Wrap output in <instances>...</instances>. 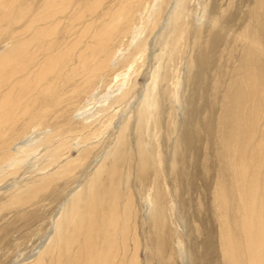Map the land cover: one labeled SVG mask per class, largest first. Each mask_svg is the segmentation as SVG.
<instances>
[{
    "label": "rangeland",
    "instance_id": "rangeland-1",
    "mask_svg": "<svg viewBox=\"0 0 264 264\" xmlns=\"http://www.w3.org/2000/svg\"><path fill=\"white\" fill-rule=\"evenodd\" d=\"M78 1H83L80 6L76 5ZM93 1L71 0L65 13L55 15L58 22L53 32L55 36L50 34L46 36L48 40L44 37L32 44L34 28L50 33L48 23L32 24L45 16L46 0H0V64L6 52L27 44L24 70L12 75L13 78L8 77L7 73L18 60L0 70L6 74V85L0 88V101L21 81L18 79L25 76L22 80L31 83L35 74L46 67L50 55L73 42L82 28L81 23L95 19L96 13H86L84 19L74 17L78 9H88ZM178 1L159 0L155 8L151 9L152 3L148 6L147 14L151 11L152 17L146 19L147 26L140 36L145 39L146 50L129 71L126 66L117 64L95 81V90H86L77 97L70 91L72 81H57L53 89L49 85L53 73L47 74L43 83L35 86L30 98L26 97L23 104H19L20 113L16 108L12 117L9 116V123L0 125V264H35L41 258V264L58 263L54 248L66 213L76 195L87 194L89 183L95 180L106 155L115 152L118 131L125 123V145L120 147L125 158L118 162L117 183L112 191L117 190V213L124 208L121 218H127L126 222L129 221L126 199L132 198V231L138 238L136 264H229L224 256L222 230L226 226L233 228L237 214L231 202L227 206L229 212L224 211L228 219L226 214L219 215L215 193L219 186L227 189L231 184L222 144L232 122L227 115L230 113L228 98L244 69V55L254 31L260 50L256 57V68L260 72L257 79L262 84L258 102L263 109L259 114L262 116L256 118L257 129L251 140L255 145L252 166L254 175L258 176L254 181L256 195L264 201V151H261L262 146L264 148V79L260 80L264 78V3L256 10L262 0H184L183 14L175 24L170 20L178 10ZM109 2L106 0L98 11L107 9ZM258 19L261 22L256 23ZM68 23L71 25H66ZM176 25L181 35L172 53L165 42L170 40ZM128 42L130 39L121 47V61L133 52L134 44L128 47ZM48 44H52L54 50H46ZM113 46L116 48L118 42ZM155 76L158 79L153 91ZM2 77L4 74L0 79H4ZM122 81L131 88L125 99L99 114L98 122L84 129L88 117L85 112L93 108L92 99L110 104L111 97L105 102V95ZM40 89L46 92L41 95ZM117 93L120 91L114 95ZM150 97L155 105L152 106L156 107H151L150 112L155 116L143 119L141 124L138 110L144 99ZM2 113L0 109V115ZM91 130H95L94 134ZM52 134L55 136L45 141ZM246 140L248 142V138ZM59 141L61 158L56 161L51 155ZM139 141L151 154V163L158 158L157 163L145 171H140L137 165ZM257 141L262 142L261 149ZM19 160L17 168H8L11 162ZM67 163L70 167L65 168ZM39 187L41 189H37ZM156 198L162 212L159 223L152 219ZM95 220L98 224L97 216ZM108 223L110 220H104V227H97L93 233L94 259L103 258L104 264H123V258L130 260L133 256L130 240L118 241L115 249ZM58 230L60 233H56ZM123 232L120 228V233ZM64 252L60 264L68 262ZM70 259L71 263H77L74 257Z\"/></svg>",
    "mask_w": 264,
    "mask_h": 264
},
{
    "label": "bare ground",
    "instance_id": "bare-ground-1",
    "mask_svg": "<svg viewBox=\"0 0 264 264\" xmlns=\"http://www.w3.org/2000/svg\"><path fill=\"white\" fill-rule=\"evenodd\" d=\"M105 1L106 0H94L92 2L93 4H91V6L88 7V9L86 10L81 9L82 11L81 10L79 11L78 9V12L74 14V17L76 19L79 17L81 19L82 18L84 19L85 17L84 15L86 13H91V14L96 13L95 19L91 20V22H85V21L82 22L81 23L82 28L78 36L73 40V42H71V44L69 45L67 44L68 46H65L64 49L59 50L55 55H50L49 59L46 60L47 62L46 67L45 68L42 67L43 69L40 70L39 73L35 74L31 83H28L29 81L27 80H22L24 79L25 76L22 79H18L21 81H18L16 86L13 83L14 86L9 90V93L7 94L8 96L4 97L0 101V109L3 110V113L0 115V125L3 124L4 122L9 123L8 122V119L10 120L9 116L12 117V114H14L15 109L16 108L18 109L19 104L26 97L30 98L29 96H31V94L34 93L36 89L35 86H38L44 80V77L47 74L53 73L52 76L53 78L51 80V83H49V85H51V88H53L55 84L56 85L58 84L56 83L57 81H61V80L72 81L73 86L70 87L71 88L70 91L71 93H73V96L77 97L86 90H88V92L92 88H94L95 90L94 87L95 81L97 79L102 78L106 71L110 70L111 68L113 69V67L116 66L117 64L126 66L128 71L131 68H133V65L137 63V61L143 56L146 50L145 39H143L140 36L144 31L145 27L147 26V23L145 22L146 19L147 18L151 19L152 17L151 11L147 14L148 6L152 3L151 9L155 8L156 3L159 0H110L107 9H104V11H102V9L98 11L100 6ZM183 1L184 0L178 1L177 3L178 10H176V12L173 14L172 20H170L175 24L180 20L181 15L183 14L182 11ZM81 3L78 1L76 5L80 6ZM263 3L264 0L257 3L256 10L257 8H260ZM70 4H71V0H46L43 6V10L46 12L45 16L43 18L36 19L35 21L32 22V24L38 21H44L48 23L50 28L49 29L50 33L48 32L46 33L40 28H34V30H32L31 32V38L29 37L30 41L33 42L32 44H35L34 42L36 41H41V39L44 37L46 40H48L46 36L50 34L54 35L56 24H58L55 15L57 13H61V14L65 13ZM76 8L77 7H75V9ZM7 13L10 14V11L9 12L7 11ZM4 14L3 16H6ZM68 20H70V18ZM259 20L260 19H258L256 23L259 22ZM154 22L155 21H153L152 24ZM69 24L70 23L66 25ZM257 25H259V23ZM27 30L29 31L30 27H28ZM254 32H252L253 35H251L252 36L251 41L247 46L248 48L246 49L244 55L245 56L244 69L240 74L239 78H237L238 80L235 82L234 88L231 91L232 94L230 98H228L229 101L228 104L230 103L229 105L230 113L228 111L229 114L227 115L228 117H230L232 122L230 123L231 125L227 127L228 129L226 135H224L222 144L224 146L223 148L224 149L223 156L225 159L224 164L231 172L230 180L228 179L231 182V184L229 185V188H227L228 190L224 189V186H219L220 188L215 193V202L219 215H225L226 214V213L224 214L225 210L229 212L227 206L228 204H231V202L233 204V207H235L233 209L236 210V214H237V218L235 219L236 221L234 223L233 228L231 229L229 226H226V228H223L222 230L224 256L226 260L229 262V264H264V201H261V199L258 198V196L256 195L257 192L254 189L255 176L257 175H254V169L252 166L254 162L253 148L255 147V145L251 144V140L254 139L253 136H255L257 129L256 123L258 121L255 122L256 118L257 116H259V114L262 112L263 109L262 108L263 106L261 105L262 107H260L258 102L259 96L261 95V92H259L261 83L257 79L258 78L257 74L260 72L256 68L257 66L256 57H258L257 55L258 53H260L259 52L260 50H259L258 41L256 39L257 37L256 36L254 37L255 35ZM62 35L65 37L64 33H62ZM180 35H181V29L176 25V27L173 28L172 30V35L170 40H167L165 42L166 47H168L172 53L176 51L178 42L180 41ZM126 39H130V42L126 44L128 45V47L134 44L132 48L133 52L128 54L126 58L121 61L120 60L122 56L121 47ZM116 42H118V46L114 48L113 43ZM26 48H27V44H21L13 51L11 49V51H9L10 53L9 52L5 53L7 55L3 57L1 61L0 70L1 68H6L7 66H11L12 63L15 62L14 60H18V62L16 61V63L13 64L14 67L11 68V71L7 73L8 77L10 76L13 78L16 74L19 73L21 69L22 70L25 69L26 65L24 64L25 61L24 55L26 54V50H27ZM41 48L43 47H40V49ZM50 49L54 50L52 44L47 45L46 50H50ZM2 74H4V77L2 78L5 79L6 74L3 73V71H0V75ZM117 77H119V75L116 76L115 78ZM259 78H261L260 75ZM4 79H0V88L2 86L5 87L4 85H6L5 84L6 79L5 80ZM157 79H158L157 76L153 78V82H152L153 91ZM263 79L264 78L262 77V79L260 80ZM51 88H47L46 90H49ZM130 90L131 88L127 86V82L122 81L118 83L115 90L110 91L109 93H107V95H105V97L107 98L105 102L108 101L109 96L111 97V99L109 100L110 104L105 105L96 99H92L94 100L93 101L94 103L92 102L93 108L86 110L85 113L88 112L87 113L88 117L85 118L86 126L83 128L86 129L92 127L95 121L98 122L99 119L97 116L99 114H103L104 112L109 110L114 104L119 105L128 95ZM116 91H120V93L114 95V92ZM43 92L46 91L43 90ZM43 92L41 90L40 94L42 95ZM12 94H14V97L12 96ZM88 104L91 105V103L89 102ZM152 105H154V102L151 97L150 99H144V102L142 103V105H140V108L138 110V117H139V122L141 124L143 123V119L145 120L146 118H148L149 116L151 117L152 115L155 116L153 111L150 112V108L155 106ZM155 108L156 107H154V109ZM17 109L16 112L20 113L19 109L18 110ZM92 109L95 110L94 113L91 112ZM261 116H259L258 118H260ZM32 117L33 116H31V118ZM88 119H91V121H88ZM126 128H127L126 123L120 127L117 134L118 135L117 140L114 146L115 152L106 155L104 162L99 166V168L97 167L98 171L96 170L97 171L96 178L94 177L95 180L89 183L87 194L84 196H81V194L76 195L77 197L75 196L76 197L75 201L71 204L68 213H66L64 220L65 222L62 227V233L61 235H59L56 241V246L54 248V254L58 262L56 264H60L63 250H65L64 255L68 259L67 264H104V262H106L105 259L104 260L103 258L102 260L94 259L95 242L93 241L94 240L93 233L98 230L97 227L103 226L104 220H108V221L110 220V223H108L109 224L108 226H110L109 233H112L111 239H113V247L115 249L118 247L119 244L118 241L122 240V242H126L128 239L130 240L129 248L131 249L133 256L130 260H128V258L126 259L123 258L122 260L123 264L137 263L136 260L138 253V238L136 234L133 235V233L135 232L132 231L134 227L133 219H132V217H134L133 216L134 210L130 208L132 204V200H131L132 198L129 197L127 194L128 196V197L126 196L127 202L125 201L127 207L125 210H127V213L129 215V217L127 216L129 218V221L126 222L127 218H125L126 220H123L121 218V214L124 211V208H122L123 209L122 212L118 211L117 213V206L119 205L116 202L118 196L116 193L117 190L115 191V193L112 191L113 187L117 183L115 178L117 174L118 162L124 160L123 158H125V155L122 154L123 151L121 150L120 147L125 145L124 136H125ZM94 132L95 130H91V134H94ZM54 136L52 134L51 136L46 137V139L45 138L43 139H45V141L50 140ZM225 137L228 138L225 139ZM246 138H248V142ZM62 141H64V139ZM258 141H257L258 144L257 147H260L261 149V145H263L264 143L262 144L261 142V144H259L260 142L258 143ZM61 147L62 144L59 141L58 143H56L55 149L52 152L51 156L54 157V160L56 161L61 158V154H60V150H62ZM263 149L264 148L262 146L261 151H264ZM136 155H137V165L140 171L147 170L155 162V160L153 159L152 161L154 162L151 163V154L143 146V143L141 141L138 142ZM157 161L158 158L155 163H157ZM18 162H20V160L11 162L8 165V168L10 167L17 168V166L15 165L18 164ZM68 166L69 163H67V165H65L64 167L66 168ZM64 172H66V170H64ZM107 172H112V173L110 175H107ZM261 184H263V182ZM37 189H41V187ZM109 198L111 199L110 201ZM153 202H154L153 204L154 210L152 214V219L158 223L162 222V212L159 210L157 198L156 200H153ZM116 203L118 205H116ZM95 216H97L100 224L99 223L97 224L95 220ZM123 216L125 217V215ZM226 218H227V214H226ZM120 228L123 229L124 231L123 233H120ZM56 233H60L59 230ZM74 252L77 254V257H75ZM113 255L114 254L110 256H112L113 258ZM116 256H118L117 253L115 254V257ZM73 257L75 258V260H77V263L70 262L71 261L70 258ZM42 260L43 258H41L38 261L36 260L35 264H41Z\"/></svg>",
    "mask_w": 264,
    "mask_h": 264
}]
</instances>
